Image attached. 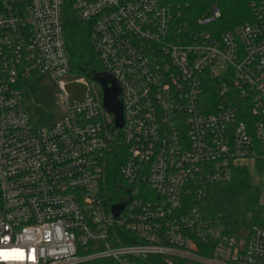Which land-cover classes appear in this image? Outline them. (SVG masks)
I'll use <instances>...</instances> for the list:
<instances>
[{
    "label": "built area",
    "instance_id": "obj_1",
    "mask_svg": "<svg viewBox=\"0 0 264 264\" xmlns=\"http://www.w3.org/2000/svg\"><path fill=\"white\" fill-rule=\"evenodd\" d=\"M72 2L123 127L102 93L61 85L60 120L33 123L22 82L71 73L62 0H2L0 264H264V225L236 232L203 211L235 167L264 173V18L217 38L201 31L216 6L188 23L170 0ZM108 153L130 185L117 220L100 185Z\"/></svg>",
    "mask_w": 264,
    "mask_h": 264
},
{
    "label": "trees",
    "instance_id": "obj_2",
    "mask_svg": "<svg viewBox=\"0 0 264 264\" xmlns=\"http://www.w3.org/2000/svg\"><path fill=\"white\" fill-rule=\"evenodd\" d=\"M170 5L188 23H194L206 16L211 7L216 6L220 18L208 26L201 27V31L217 38L237 25L254 23L259 17L264 18V0H170ZM62 14L64 45L71 71L92 80L95 75L102 74V68L90 44L91 24L77 18L72 0H62ZM121 164L122 159L108 153L100 181L108 206L124 202L126 191L129 190L127 188L130 185L119 175ZM257 166L260 170L264 167L261 164ZM136 185L140 189H146L142 184ZM260 193L259 187L250 179V168L235 167L229 182L208 189L203 202L204 215L211 218L215 225L230 227L236 232L262 226L264 203H260Z\"/></svg>",
    "mask_w": 264,
    "mask_h": 264
},
{
    "label": "rangeland",
    "instance_id": "obj_3",
    "mask_svg": "<svg viewBox=\"0 0 264 264\" xmlns=\"http://www.w3.org/2000/svg\"><path fill=\"white\" fill-rule=\"evenodd\" d=\"M57 85H61L64 93L71 99H80L90 93L96 95L101 93L97 83L73 71L58 80L48 75H39L32 80L23 81L21 84L23 100L20 105L34 124L41 126L60 120L61 92ZM250 179L259 187L260 203H264V173L253 172L250 168Z\"/></svg>",
    "mask_w": 264,
    "mask_h": 264
},
{
    "label": "water",
    "instance_id": "obj_4",
    "mask_svg": "<svg viewBox=\"0 0 264 264\" xmlns=\"http://www.w3.org/2000/svg\"><path fill=\"white\" fill-rule=\"evenodd\" d=\"M92 81L97 83L101 88L103 109L107 114L112 115L115 128L122 129L123 115L122 105L118 99L120 95L118 85L107 74H97L92 78ZM128 203L129 200L111 206V214L115 220L119 218Z\"/></svg>",
    "mask_w": 264,
    "mask_h": 264
}]
</instances>
